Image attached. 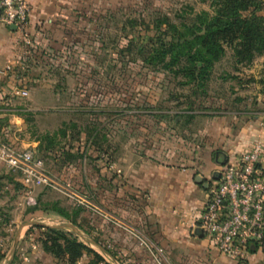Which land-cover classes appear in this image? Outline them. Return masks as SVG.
Wrapping results in <instances>:
<instances>
[{"label": "crops", "instance_id": "crops-1", "mask_svg": "<svg viewBox=\"0 0 264 264\" xmlns=\"http://www.w3.org/2000/svg\"><path fill=\"white\" fill-rule=\"evenodd\" d=\"M28 2L32 48H25L17 32L0 26V71L6 66L11 68L0 75V144L30 150L43 161L44 171L52 179L70 194L94 202L97 211L79 208L72 224L51 211L54 204L60 207L58 202L44 200L46 194L39 192L40 188L30 192L17 174L0 166V215L8 213L5 215L9 219L6 226L0 227V264H62L45 253L39 242L43 228H58L55 222L75 227L77 232L59 229L72 233L77 242L101 256L103 262L99 264H156L150 249H161L167 264H264L262 249L251 251L243 262L229 261L218 253L214 241L191 227L197 224L206 202L209 181L223 170L224 163L254 143L264 146V125L236 120L244 116L239 113L221 119L198 114L177 135L164 125V119L176 112L137 110L131 113L130 120L120 121L110 129L113 135L103 134L105 141L97 145L113 156L109 164L104 154L93 160L96 147L87 146L89 167L97 171H90L82 181L80 163L62 164L52 158L42 146V137L35 133L37 119L54 116L56 111L72 112L53 108L66 101L72 105L75 93L65 87L74 86L77 77L65 67L44 78L28 57L35 50H60L64 44L60 36L69 31V21H81L84 10L99 0ZM22 62L28 71L17 79V66ZM16 89L24 90L27 96H15ZM204 118L205 125L199 124ZM154 119L158 121L152 127ZM174 122L178 124L179 120ZM113 139L114 148H108ZM70 152L74 153L73 149ZM47 159L49 171L44 162ZM3 196L10 199L9 210L4 209ZM63 209L71 214L77 207ZM90 260L84 254L77 264H88Z\"/></svg>", "mask_w": 264, "mask_h": 264}, {"label": "rangeland", "instance_id": "rangeland-1", "mask_svg": "<svg viewBox=\"0 0 264 264\" xmlns=\"http://www.w3.org/2000/svg\"><path fill=\"white\" fill-rule=\"evenodd\" d=\"M88 8L83 11L81 21H69L71 29L60 36L64 42L61 51L35 50L28 57H31V64L37 66V74L44 78H50L57 69L67 67L78 80L74 86L65 87L75 93L72 105L66 101L50 107L73 113L56 111L54 116L37 119L35 133L38 136H53L57 146L73 149L74 153L77 150L86 153L89 144L95 142L98 145L105 141L103 134L107 137L113 135L110 129L113 130L120 121L130 120L131 113L154 107L156 110L177 112L186 107L187 102H192L200 110L199 115L221 119L239 113L244 116L236 120L256 121L264 125V54L252 63L237 64L228 50L226 56L213 66L206 83V95L201 96L200 93L194 95L188 88L179 87L177 82L180 79H168L164 73L146 68L137 52L138 44H132L130 53H119L127 44L126 36L130 38V34L137 32L141 36L152 35L153 32L146 30V26L156 18H165L168 23L179 27L180 24L190 23L201 12L209 13L208 0H99ZM75 18L79 19L77 15ZM134 22L135 26H132ZM174 115L165 118L164 125L173 128V134L181 135V127L185 126L187 119L180 118L175 124ZM157 121L152 120L150 125L153 127ZM205 122L204 118L199 124L205 125ZM114 144L113 139L107 146L113 149ZM96 154H92V158ZM112 157L105 158L107 164ZM88 159L86 153L78 167L82 181L90 171H97L89 167ZM44 162L49 171V160ZM110 166L112 168L113 165ZM110 168L107 167V171H112ZM39 192L46 194L44 200L58 202L60 207H77L67 189L61 192L40 189ZM3 197L4 209L9 210L10 199ZM90 203L95 206L94 202ZM2 234L0 229V238Z\"/></svg>", "mask_w": 264, "mask_h": 264}, {"label": "trees", "instance_id": "trees-1", "mask_svg": "<svg viewBox=\"0 0 264 264\" xmlns=\"http://www.w3.org/2000/svg\"><path fill=\"white\" fill-rule=\"evenodd\" d=\"M208 1L209 13L201 12L190 23L180 24L179 27L168 23L165 18H156L146 26V30L153 32L152 35L141 36L137 32L130 34V38L126 36L127 44L119 53H130L132 44L136 43L137 52L142 56L146 68L155 73H164L168 79H180L177 82L179 87L188 88L194 95L200 93L205 96L212 68L226 56L228 50L237 64L252 63L256 57L264 54V3L258 0ZM199 113L200 110L192 102H187L186 107L177 110L173 117L174 120L186 118L188 124ZM62 136H65L64 132ZM41 142L44 150L62 164L81 163L86 155L85 152L77 150L71 153L70 149L57 146L53 136H44ZM94 145L95 142L90 144ZM95 151L97 156L93 160H99V154L110 157L107 150L97 145ZM79 208L69 214L54 204L51 211L75 224L74 217L79 214ZM0 218V227L9 223L7 215H0ZM39 242L45 253L53 255L62 264H77L84 254L91 257L88 264L103 262L101 256L77 242L72 233L59 228H43Z\"/></svg>", "mask_w": 264, "mask_h": 264}, {"label": "built area", "instance_id": "built-area-1", "mask_svg": "<svg viewBox=\"0 0 264 264\" xmlns=\"http://www.w3.org/2000/svg\"><path fill=\"white\" fill-rule=\"evenodd\" d=\"M31 7L28 0H0V26L15 27L25 48H32L28 34ZM11 70L6 66L4 75ZM18 77L28 71L19 63ZM15 96L26 97L24 90H15ZM0 166L17 174L23 186L34 189L65 191L44 171V163L30 150H18L11 144H0ZM77 207L96 212L88 198L70 194ZM54 226H60L58 222ZM202 234L214 241L218 253L229 261H245L253 250H264V146L254 143L224 163V168L210 180L206 202L196 225ZM140 244L149 248L140 240ZM156 264H167L161 249L151 250Z\"/></svg>", "mask_w": 264, "mask_h": 264}, {"label": "water", "instance_id": "water-1", "mask_svg": "<svg viewBox=\"0 0 264 264\" xmlns=\"http://www.w3.org/2000/svg\"><path fill=\"white\" fill-rule=\"evenodd\" d=\"M258 1L264 3V0H258ZM9 28L11 30L15 31V27L14 26H10ZM58 228L67 229V230L74 231V232H77L78 231L75 227H73L71 225H62V226H58Z\"/></svg>", "mask_w": 264, "mask_h": 264}]
</instances>
